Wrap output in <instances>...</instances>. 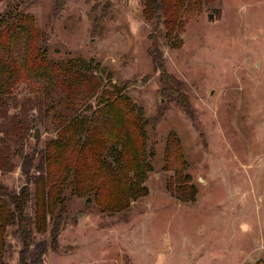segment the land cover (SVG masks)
Returning <instances> with one entry per match:
<instances>
[{"label": "rangeland", "instance_id": "1", "mask_svg": "<svg viewBox=\"0 0 264 264\" xmlns=\"http://www.w3.org/2000/svg\"><path fill=\"white\" fill-rule=\"evenodd\" d=\"M54 2L3 0L0 17L31 14L52 58H93L106 81L127 83L135 105L158 121L148 130L155 158L148 193L125 211L74 197L55 250L48 215L44 231L34 230L28 264H264V0L203 4L175 43L160 38L167 72L182 83L171 100L149 54L153 26L142 0H68L58 10ZM23 43L16 38L15 55ZM42 84L30 78L0 95V195L28 185L31 214L57 128ZM95 101L82 93L76 106ZM6 237V264H20L16 224ZM38 242L47 246L42 259Z\"/></svg>", "mask_w": 264, "mask_h": 264}, {"label": "trees", "instance_id": "2", "mask_svg": "<svg viewBox=\"0 0 264 264\" xmlns=\"http://www.w3.org/2000/svg\"><path fill=\"white\" fill-rule=\"evenodd\" d=\"M67 1L55 0L54 8H62ZM215 1L142 0L144 16L153 26L149 54L154 71L160 74V90L169 100L182 88V83L167 72L160 38L175 43L177 31L186 27V19L197 15L203 4ZM2 14L0 95H11L30 78L39 80L43 83L46 109L57 126L56 135L47 140V175L37 181L34 214L28 212L33 195L28 185L7 197L0 195V264H6V236L13 223L23 242L20 264H28L34 230L44 231L48 215L49 245L57 248L59 235L70 221L74 197H91L102 211L112 213L127 210L133 201L148 193L145 181L155 158L149 150L148 130L155 128L158 121L135 105L126 91L127 83L106 81L99 62L93 58H52L47 34L37 28L31 14L16 9ZM20 37L24 41L23 51L15 55L12 45ZM82 93L88 98L96 96V101L80 111L76 103ZM179 100L183 105L187 103L186 99ZM175 145L172 143V147ZM177 150L175 153L180 156L181 149ZM36 246L35 257L42 259L47 246L45 242Z\"/></svg>", "mask_w": 264, "mask_h": 264}, {"label": "water", "instance_id": "3", "mask_svg": "<svg viewBox=\"0 0 264 264\" xmlns=\"http://www.w3.org/2000/svg\"><path fill=\"white\" fill-rule=\"evenodd\" d=\"M210 17H212V14L210 15ZM35 136H37V137H39V136H40V134H39L38 130L36 131V134H35Z\"/></svg>", "mask_w": 264, "mask_h": 264}]
</instances>
